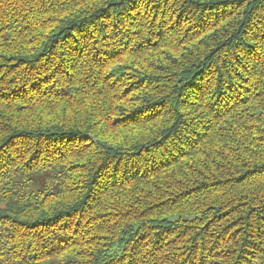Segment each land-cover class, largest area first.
Returning <instances> with one entry per match:
<instances>
[{"label": "trees", "instance_id": "1", "mask_svg": "<svg viewBox=\"0 0 264 264\" xmlns=\"http://www.w3.org/2000/svg\"><path fill=\"white\" fill-rule=\"evenodd\" d=\"M0 264H264V0H0Z\"/></svg>", "mask_w": 264, "mask_h": 264}, {"label": "rangeland", "instance_id": "2", "mask_svg": "<svg viewBox=\"0 0 264 264\" xmlns=\"http://www.w3.org/2000/svg\"><path fill=\"white\" fill-rule=\"evenodd\" d=\"M235 5V4H234ZM236 9L235 7L228 10V13H232L235 12ZM146 16V15H145ZM171 17H174V15H170L167 14L164 18V20H160L159 18L157 19V27L160 31V38H159V42L166 38V36H168L170 33H172L173 30L170 29H166V27L164 26V21L166 20H170ZM150 18L148 16H146V19H144V22L149 21ZM178 21V20H177ZM183 20L181 22H179V27L182 28V30L186 31V34L182 37V35L179 34H173L171 35V38L174 39L172 41H174L176 44L179 45V47H177L176 49H166V47H162L160 46V44L156 43V41L153 43L152 42V46L153 48H159L161 47V49H159L158 51L155 52H148L144 55H138V54H132L128 56V58H125L124 60H119V61H112L109 64H104L105 65V69H104V73L107 77H110V82L112 86H116V85H121V87H118L119 91V97H120V101H114V103L117 102V105H123L124 108H126L127 110L130 108H134V107H141L139 102H133L132 99L134 100H138V98H140V94L138 93V91L136 89H139L138 87H136L134 89V86L137 85L138 80L137 78L139 77L138 75L136 76L135 72H137L136 68H132L129 66V64H126L127 61H141L142 59L145 58L146 55L149 56H154L157 57H161L159 59H163V60H168L171 62L173 67H179V68H183V66L188 67L187 63H190L192 60H194L196 57H202L204 54H207L209 52V50H204L203 48L205 46H207L208 44V39L211 38L214 34L215 31H208L207 29H203L201 32L199 33H195L189 29H191V23L190 21ZM227 22H229V20H227ZM186 23V24H185ZM183 24V26H182ZM168 26V25H167ZM172 28V27H171ZM191 31V32H190ZM191 37V39L189 40H185L188 37ZM189 37V38H190ZM180 39V40H177ZM136 40V39H135ZM135 40H129L127 41L129 44V50H132L133 48H135L133 46V43ZM133 42V43H132ZM166 44V43H165ZM124 53L130 54L129 52L125 51ZM201 59V58H200ZM199 59V60H200ZM104 63V62H102ZM153 70L151 71H141L140 74H144L146 73V75L148 76H153V77H160L162 76L160 73H158L157 71V66L153 65ZM140 71V70H139ZM174 72V71H172ZM113 103V101H112ZM138 103V104H137ZM135 126L137 124H134ZM230 194V191L227 192Z\"/></svg>", "mask_w": 264, "mask_h": 264}]
</instances>
